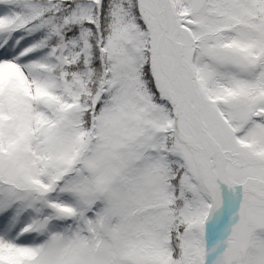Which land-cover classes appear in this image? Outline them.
I'll return each mask as SVG.
<instances>
[{"label": "snow or ice", "instance_id": "snow-or-ice-1", "mask_svg": "<svg viewBox=\"0 0 264 264\" xmlns=\"http://www.w3.org/2000/svg\"><path fill=\"white\" fill-rule=\"evenodd\" d=\"M0 264H264V0H0Z\"/></svg>", "mask_w": 264, "mask_h": 264}]
</instances>
